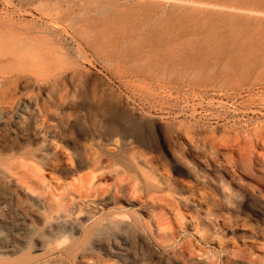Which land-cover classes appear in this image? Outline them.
<instances>
[{
	"label": "rangeland",
	"instance_id": "1",
	"mask_svg": "<svg viewBox=\"0 0 264 264\" xmlns=\"http://www.w3.org/2000/svg\"><path fill=\"white\" fill-rule=\"evenodd\" d=\"M218 1L0 0V264H264V16Z\"/></svg>",
	"mask_w": 264,
	"mask_h": 264
},
{
	"label": "bare ground",
	"instance_id": "2",
	"mask_svg": "<svg viewBox=\"0 0 264 264\" xmlns=\"http://www.w3.org/2000/svg\"><path fill=\"white\" fill-rule=\"evenodd\" d=\"M99 1L101 2V4H105V5L110 4L111 5L112 3H116L117 0H99ZM250 2H252V3H250ZM159 5L160 4H158L157 7H159ZM209 6L211 8H213V10H214V11H212V13L219 15V16H223L227 19H230L229 22L224 24L225 25L224 27L226 30L217 32L214 35L218 40H226L229 38L230 35H237L238 33H240L239 30H242V29H245L246 27H248V24H246L247 22H242L241 20H245V18H247V17H253V16L262 17V16H264V1L263 2L262 1L261 2L260 1L255 2V0H254V2L253 1H246V2L245 1L244 2L243 1L242 2L241 1L240 2L218 1L215 3L209 4ZM190 11L191 10L189 8H187L186 12L190 13ZM175 38L177 40L178 36L173 37L172 40H174ZM93 141L96 142V140H93ZM105 141L108 142V140H103V143H105ZM121 144H122V146H125V144H126L125 138H121ZM78 167H79V169L83 168L82 165H79ZM78 197H81V196L78 195ZM108 200H110V198L109 199L105 198L104 200H100L98 202L105 204V203H107ZM92 202L96 203L95 201H92ZM147 230L151 233V235H154V234H156V232H159L160 229H159V227L157 228L156 226L149 225ZM45 237H48V234H45ZM91 263H92V261H91Z\"/></svg>",
	"mask_w": 264,
	"mask_h": 264
}]
</instances>
